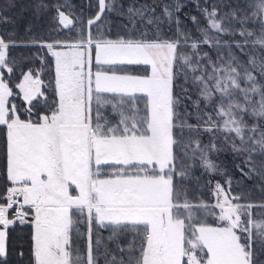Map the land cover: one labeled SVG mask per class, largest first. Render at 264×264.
<instances>
[{"label": "snow or ice", "instance_id": "1", "mask_svg": "<svg viewBox=\"0 0 264 264\" xmlns=\"http://www.w3.org/2000/svg\"><path fill=\"white\" fill-rule=\"evenodd\" d=\"M16 6L0 4V23H15L4 13ZM25 9L54 14L46 37L31 23V39L0 34V264L25 245L26 264H264V211L253 213L264 203H241L230 177L215 182L212 204L192 202L184 186L185 160L198 152L207 173L224 176L210 154L230 151L264 193V0H29ZM64 30L75 37L58 38ZM33 58L41 68L24 71ZM122 65L146 71L118 74ZM201 133L203 146L193 140ZM82 225L86 256L73 247ZM17 226L31 228L18 246ZM121 237L130 239L116 243L117 258L104 240Z\"/></svg>", "mask_w": 264, "mask_h": 264}, {"label": "trees", "instance_id": "2", "mask_svg": "<svg viewBox=\"0 0 264 264\" xmlns=\"http://www.w3.org/2000/svg\"><path fill=\"white\" fill-rule=\"evenodd\" d=\"M17 6L7 12L4 13L6 17H8L11 20H14V24H2L0 23V34H4L5 30L7 32H12L14 30L18 31V35L20 38H28L31 39V37H25V28L31 23L33 25V31L37 34L38 37H46V34L48 32L49 26L52 24L51 21V16L54 13H47L43 16H40L37 18L36 16L33 15L32 10L30 9H25L23 10V13L21 15V11L23 6L29 2V0H15ZM70 3L82 6L85 2V0H69ZM121 2L127 4L128 0H121ZM143 2V0H141ZM150 2V0H149ZM5 3V0H0V4ZM93 5H95V0H92ZM87 11V10H86ZM95 9L93 8L92 11H88V15L94 14ZM187 11V10H186ZM191 14L195 15V9H191ZM109 20L111 21L110 26L113 29V33L120 31V29L117 27V25L120 24L121 20L120 17L113 14L109 16ZM58 27V25H53ZM93 34H95V28H93ZM76 33L75 32H69L67 30L62 31L61 35L58 37L60 39H65V38H70V37H75ZM205 51L208 49L205 48ZM17 52L20 51H25L24 49H17ZM33 52H39L40 55H44L43 50L41 49H32ZM50 56V53L48 54ZM29 67H34V68H41V62L39 59L33 58L32 62L27 65V67L24 68V71H27ZM93 71H96L95 65H93ZM118 74H130V75H142L145 73L146 68L143 65H122V66H117L114 69ZM49 70L47 68L44 69V75H42V79H45V82L47 83L48 80L51 79V75L48 74ZM19 75V72L17 71L16 73ZM14 91H17L14 89ZM107 95V94H106ZM14 103H16L18 106H20L22 102L21 97H16L13 100ZM190 104V102H188ZM25 107L27 106L26 104L24 105ZM21 111H23V108H21ZM110 111V109H109ZM189 112H192L193 109L191 106H189L188 109ZM107 114V112L105 113ZM190 123H196V121L190 120ZM249 123H252L251 120H249ZM4 128L3 126H0V194H3L4 191V186H5V180H4V173H5V167H6V157H5V152H6V144H5V135H4ZM207 136H205L204 133H201L199 137L196 136V134H193V140L196 138H199L201 141V146L204 144H207ZM195 148V143L191 144L189 148V153L191 155V149ZM211 158L213 157L212 153L210 154ZM228 157V156H227ZM230 158L228 157L227 160ZM233 159H230V162L232 165L228 166L226 169V174L224 176H221L219 174H209L207 173L204 168L201 166V162L199 160V153L197 152L195 156L191 159L185 160L186 164H190L191 167V173L192 177L186 181H184V186L187 189L188 192V197L189 199L194 202L198 203L201 200L205 203L212 204L214 203L212 191L215 185L216 181L221 182V184L225 183V180L228 179L229 177L233 181L232 185V192L233 195H241L243 198L240 201L241 203H264V193H261L259 190L256 189V184L257 181L255 179H248L244 177L235 167L234 164H240L241 160L240 158H236L234 161L235 163L232 162ZM243 166V165H241ZM106 171H111L112 169L109 167L105 168ZM245 171H247V168H245ZM210 182V183H209ZM218 211V210H217ZM264 210L261 209H253L254 215L257 213H260ZM208 222L212 223L213 218L208 217ZM31 231V228L28 226H17L15 228V231L10 232V237H11V242L14 245H19L20 243H23L25 240H27V234ZM81 233L83 235L80 238H75V243L73 245L74 248L79 249V252L82 256H86V245H87V240H86V226L82 225L80 229ZM93 231L94 233L96 231H99L100 235L102 237H107L111 233V229H103V228H97V226L94 224L93 225ZM130 239V237H121L118 241H107L106 239L104 240V243L108 244L109 249L113 254L117 255V258H119V253L117 252L116 249V243H119L122 247L127 246V240ZM93 242H94V254H95V236L93 237ZM17 250L23 251L25 253V259L21 260L20 257L16 254ZM104 248H100V252L103 253ZM27 256H28V248L27 245H25L24 248L18 249L16 247L12 248L10 250V256L8 258V264H26L27 262ZM3 259V258H0ZM99 263L105 264L104 257L101 256Z\"/></svg>", "mask_w": 264, "mask_h": 264}, {"label": "rangeland", "instance_id": "3", "mask_svg": "<svg viewBox=\"0 0 264 264\" xmlns=\"http://www.w3.org/2000/svg\"><path fill=\"white\" fill-rule=\"evenodd\" d=\"M193 99H196V96L193 95L192 97ZM205 136H207V143H209V133H204ZM219 143V142H218ZM213 157L212 159L217 163V164H222L226 169L228 168V166L232 165V163L230 162V159H233V154L229 151V152H220V153H212ZM230 158L229 160H227L228 157ZM233 163H235L236 161H232ZM227 171V170H226ZM217 174V173H215ZM221 183V182H220Z\"/></svg>", "mask_w": 264, "mask_h": 264}, {"label": "crops", "instance_id": "4", "mask_svg": "<svg viewBox=\"0 0 264 264\" xmlns=\"http://www.w3.org/2000/svg\"><path fill=\"white\" fill-rule=\"evenodd\" d=\"M99 264H101V263H99Z\"/></svg>", "mask_w": 264, "mask_h": 264}]
</instances>
